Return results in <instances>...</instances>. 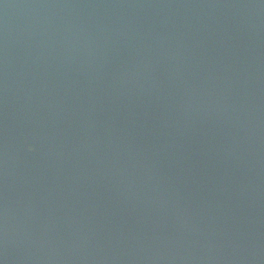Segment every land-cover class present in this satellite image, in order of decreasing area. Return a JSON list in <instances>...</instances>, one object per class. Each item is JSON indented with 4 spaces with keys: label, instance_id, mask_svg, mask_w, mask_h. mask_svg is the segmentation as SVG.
I'll use <instances>...</instances> for the list:
<instances>
[{
    "label": "water",
    "instance_id": "water-1",
    "mask_svg": "<svg viewBox=\"0 0 264 264\" xmlns=\"http://www.w3.org/2000/svg\"><path fill=\"white\" fill-rule=\"evenodd\" d=\"M0 264H264V0H0Z\"/></svg>",
    "mask_w": 264,
    "mask_h": 264
}]
</instances>
